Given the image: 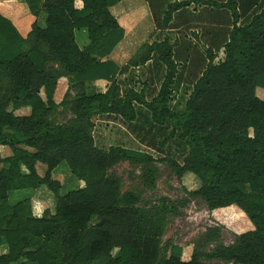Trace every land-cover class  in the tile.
<instances>
[{
	"label": "trees",
	"instance_id": "16d2710c",
	"mask_svg": "<svg viewBox=\"0 0 264 264\" xmlns=\"http://www.w3.org/2000/svg\"><path fill=\"white\" fill-rule=\"evenodd\" d=\"M22 1L34 17L44 13L45 18L23 38L0 14V146L11 151L0 155V247L5 249L0 264H206L196 251L182 259L178 246L162 256L166 208L137 206V196L121 194L119 178L108 174L120 161H153L121 146L100 148L92 135L98 115H118L129 123L136 119L135 105L146 108L156 125L170 122L162 146L179 132L177 139L187 148L182 163L165 159L176 176L190 173L199 180L193 195L208 209L237 206L252 224L234 244L208 254L219 261L211 264H264V99L256 93L264 89V0L202 1L225 8L231 29L218 51L205 50V67L178 111L170 103L184 64L167 37L122 68L107 58L124 37L110 11L122 0ZM189 3H168L162 25L169 26L172 14ZM149 7L157 22L159 4L149 1ZM128 11L123 25L129 32L136 18ZM83 30L87 44L80 47L76 33ZM153 55L165 67L157 94L147 100L143 88L122 93L116 76ZM60 77L76 94L56 104ZM96 80L109 83L104 92L89 87ZM58 106L71 114L65 123L52 118ZM22 107L29 113L17 114ZM37 163L45 165L43 175ZM61 163L82 186L60 193L62 184L52 172ZM41 186L53 193L55 209L35 217L31 193ZM13 191L21 193L11 202Z\"/></svg>",
	"mask_w": 264,
	"mask_h": 264
},
{
	"label": "rangeland",
	"instance_id": "374dc122",
	"mask_svg": "<svg viewBox=\"0 0 264 264\" xmlns=\"http://www.w3.org/2000/svg\"><path fill=\"white\" fill-rule=\"evenodd\" d=\"M123 1L113 6V10L125 5L126 3ZM149 1L155 7L159 4V7L155 9L158 15L157 22H154L151 14L147 16L148 11L143 12L146 14L144 17L138 15L140 10L137 7L140 6V0L129 2V4H134V9H130L128 13L135 15L133 17L136 18V25L129 32L128 29L124 28L126 37L117 50H125L126 53L121 58L128 65V62L131 64L130 60L138 59L142 55L147 45L167 37L173 45L176 59L183 58L181 62L184 64L180 69L182 70L181 73L177 76L176 87H174L176 94L170 105L173 110L178 111L184 108L185 101L191 93L192 84L205 67V50L210 48L215 52L218 51L220 46L227 40L228 32L231 29V19L228 16L214 15V13L209 12V16H172L169 26H163L162 16L170 0ZM196 4L197 2L194 1V5ZM76 6H79V3H76ZM239 23H245V18H241ZM81 32L85 33V30L76 33L78 35L76 38L78 45L82 42V39H80ZM117 50L116 52H118ZM154 58H151L153 61L149 63L150 70L152 66V71L148 73L150 75L146 77L147 79H144L145 74L143 72L141 73L143 76L141 79H136L139 78L137 74L132 77V73L127 78L118 77V84L122 93L130 87L140 91L148 86V83L156 87L158 80H160L162 67L159 69V64ZM143 66L140 67V71ZM256 93L264 99V89L258 88ZM75 94L76 91H69L67 87L63 98L69 96L70 99ZM70 117V112L67 108H64L62 111L55 113L52 118L58 123H65ZM102 119L96 118L94 135L97 145L100 144L103 138L97 134L98 128L103 129L102 131L109 128L106 135L107 139L103 138L106 141V149L108 144L122 145L124 140L118 136L119 134L113 133L123 131L121 125L118 122L105 124ZM110 135L113 137L110 138ZM145 140L146 143L134 141L133 147L140 151L139 155H150L153 158L152 162L130 163L120 161L108 170V174L119 178L121 194L131 192L137 196V206L150 208L164 205L166 208L165 225L159 244L162 256H167L170 246H178L182 249V259L184 260H187L191 253L196 251L202 255L201 259L206 264L219 262L216 259L208 258L207 255L219 246L234 244L241 233L253 228L251 222L234 205L226 208L208 209L202 199L193 195V192L199 188V180L190 173H186L181 177L176 176L173 166L166 159L182 163L187 152L184 142L176 139V142L170 141L165 147L162 146V135L154 146L148 144L150 142L148 138ZM102 144L104 145V143ZM0 154L1 156H9L11 151L8 147H0ZM36 169L41 175L45 171V165L37 163ZM52 176L62 184L60 193L83 185L73 177L64 163L53 170ZM20 193L11 192L9 200L13 202ZM31 194L34 196L33 193ZM42 198L45 200L43 208L52 210L54 206L52 195L45 193L42 194ZM33 203L35 204V202ZM225 264L235 263L225 262Z\"/></svg>",
	"mask_w": 264,
	"mask_h": 264
},
{
	"label": "crops",
	"instance_id": "0c3cea01",
	"mask_svg": "<svg viewBox=\"0 0 264 264\" xmlns=\"http://www.w3.org/2000/svg\"><path fill=\"white\" fill-rule=\"evenodd\" d=\"M131 1H133V0H124L123 2L126 4L122 5L121 7L116 6V7H118V9L115 8L113 10V6L110 7L111 13L116 17L117 21L119 22V24L123 28H126L123 25V21L127 17L125 15V11L126 10L128 11L130 9L131 10L134 9V4H129V2H131ZM174 1H179V2L189 1L190 3L184 7H181L179 10L175 11L172 14V16H199V15L200 16H209V12L214 13V15L216 14L219 16H228L229 15V13L227 12V10L225 8L208 7V5L203 4V2H202L203 0L197 2L196 5H194V0H172V1L170 0L169 3L174 2ZM204 1H206V0H204ZM221 1H224V0H221ZM217 2H220V1H217ZM139 3H140V6H138L137 8L140 10V11H138L140 14H138V15L144 17L147 14V16H149L151 14L150 7H149V1L148 0H140ZM121 4H123V3H121ZM144 11H146V12L148 11V12L145 14V13H143ZM0 14L4 17L8 18L12 22V24L17 29L18 33L23 38L27 37V35L29 34V32L31 30V26L35 21L39 25H43L44 24V18H45L44 13H43L44 15L42 13H40V15L38 17H34L29 12L27 5L22 0H0ZM249 15H250V12L244 16H249ZM241 18H243V17H241ZM241 18L239 21H241ZM77 37H78V35H76V38ZM125 37H126V32H124L123 39ZM80 39H82V42L79 46L80 47L85 46L87 44V37H86V34L84 32H81ZM123 39L114 47L112 52L107 57L108 59L113 61L119 68H122L123 66H125L127 64V63H124L123 62L124 60L121 58L126 53L125 50H117V49H119L118 48L119 45L122 44ZM76 41H77V39H76ZM116 50L118 52H116ZM154 56L155 55H153L152 58H154ZM154 59H156V58H154ZM152 61L153 60L150 59L149 61H147L144 64V66L143 65L130 66L126 70H123L121 73H119L116 76L117 82H118L119 76L127 78L128 76L131 75V73H132V77L137 74L139 76V78L137 77L136 79H141V77H143L141 73L143 72L145 74V76H144V79H145L148 75H150L148 73H150L152 71V66H151V70H150V66H149V63H152ZM158 64H159V66H158L159 69L162 67V71L160 73V80H158L159 81L158 84H156V87H155V85L152 86L153 84L151 85L148 83V86L143 88L144 89V95H145L147 100H150L152 97H154L157 94V92L159 90L160 83H161L163 76L165 74L164 65H162L160 62H158ZM142 66H143V68L140 71L139 69ZM158 79H159V77H158ZM108 84L109 83L106 80H96V81L92 82L89 87L95 89L96 91L104 92L106 90ZM67 87H68L67 79L65 77H60L57 80V85H56V89L54 91V97H53L56 104H59L61 102V99L63 98L64 92H66ZM130 88H133V87H130ZM133 89H135V88H133ZM175 94H176V92H174L173 95L175 96ZM42 97H43V93H42ZM171 104H172V102L170 103V105ZM170 108H171V106H170ZM11 109H12V107L10 106L8 108V110H11ZM135 110H136V119L132 122H129V123L124 122L118 115H114V114H101V115L97 116L98 119L103 118L102 120H104L103 122H105V124L118 122L121 125L122 129H124L123 130L124 132L123 131L113 132L114 134H119L118 136L124 140V143L122 142V145L108 144L107 145L108 147H110V146H121L124 148L139 151V150H136L135 147H133L135 144L134 141L146 143L145 139L148 138L150 141V142H148V144L150 146H154L158 143L159 137H161V135L163 136V140L166 138V136L169 135V133L171 131L170 122H166L163 125H156L151 121L150 113L146 108H144L141 105H135ZM60 111H62V106L57 107L56 112L58 113ZM16 113L20 114V115H26L29 113V108L28 107H22V108L18 109L16 111ZM96 123H95V127L93 129L92 135H93L95 144L97 145L96 137L94 135V132L96 130ZM108 129H105L104 131H102L103 129L101 130L100 128H98L99 131H97V134H99L100 137L107 139L106 135H107ZM113 133H111V134H113ZM178 133L179 132L176 130V133L174 134V136L170 139H167V142L165 143L164 146L167 147V145L170 143V141L176 142V139L178 138L177 137ZM112 137L113 136L110 135V138H112ZM103 138L101 139L100 144L97 146L100 148L106 149V146H105L106 141L103 140ZM179 141L182 142L183 140L179 139ZM102 143H104V145ZM0 147H7V146H0ZM2 157H6V156H2ZM41 175H43V174H41ZM45 193H47V195H52V197L54 199L53 209L50 210L51 213H54V209H55L54 195L45 186H41L33 192L34 196H32L30 199L31 200L32 214L35 217H40L42 215L43 211L45 209H48V208H45V209L43 208V203L45 200H43L42 194H45ZM33 202H35V204ZM2 252H5V249L3 247H0V253H2Z\"/></svg>",
	"mask_w": 264,
	"mask_h": 264
}]
</instances>
